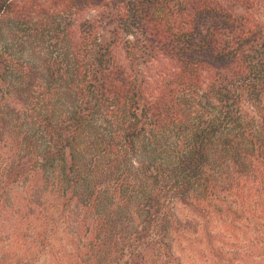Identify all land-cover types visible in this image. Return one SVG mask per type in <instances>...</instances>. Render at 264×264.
Segmentation results:
<instances>
[{
    "label": "trees",
    "instance_id": "trees-1",
    "mask_svg": "<svg viewBox=\"0 0 264 264\" xmlns=\"http://www.w3.org/2000/svg\"><path fill=\"white\" fill-rule=\"evenodd\" d=\"M1 26L0 210L20 186V264H183L191 221L208 237L256 221L264 0H0Z\"/></svg>",
    "mask_w": 264,
    "mask_h": 264
},
{
    "label": "rangeland",
    "instance_id": "rangeland-1",
    "mask_svg": "<svg viewBox=\"0 0 264 264\" xmlns=\"http://www.w3.org/2000/svg\"><path fill=\"white\" fill-rule=\"evenodd\" d=\"M0 31V40L2 41L3 33L6 34L4 26H1ZM27 52L28 50L26 49L23 51L25 57H27ZM5 87L7 86H0V107L5 104L11 106L14 103V95L7 93L9 90L5 89ZM3 90H5V94L2 93ZM4 147L5 145L0 141V163L2 158L7 156V152H4ZM22 190L20 186L14 185L3 193L7 208L4 211L0 210V264H20L23 259V254L20 255L19 248L16 247V244L19 245L17 237L19 232L22 235H26L25 233L29 232L31 226H25L27 220L24 219L20 223L17 221V216H11L14 208L18 206H16V203H21L18 197L22 195ZM37 193L35 192L36 197ZM251 198L252 196L247 200ZM20 199H24L22 202L29 201V199L24 197ZM39 200L41 201V199ZM30 203L34 204L33 202ZM19 210H21V207ZM259 210L261 211L259 212ZM247 213L250 215L248 209ZM34 215H37V213H34ZM180 215L183 216L182 211ZM251 216L256 221L251 219L250 216H246L247 220H214L209 228L211 231L210 237L200 229L199 220L191 221V224L188 225L190 228L188 227L181 237L177 236L178 240L174 242L176 255L180 257L183 264H264V206H262V209L258 207ZM28 220L32 221L30 216ZM249 221L253 223L255 221V225L259 223V235H261L263 245L260 250H256L251 243L255 241L252 239V235L244 236L242 226L245 223L250 225ZM69 230L70 228H68ZM250 233L254 234L252 229L248 230V235ZM119 235L121 236L120 238L124 236L122 233H119ZM33 258L32 264H51L49 261L53 259L46 251L45 253H39L37 257Z\"/></svg>",
    "mask_w": 264,
    "mask_h": 264
}]
</instances>
